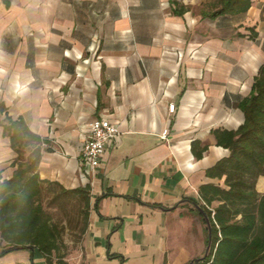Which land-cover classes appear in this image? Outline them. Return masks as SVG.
Instances as JSON below:
<instances>
[{"label":"crops","instance_id":"1","mask_svg":"<svg viewBox=\"0 0 264 264\" xmlns=\"http://www.w3.org/2000/svg\"><path fill=\"white\" fill-rule=\"evenodd\" d=\"M216 2L0 0V180L38 148L41 180L89 186L80 257L68 264H195L205 254L199 189L224 186L207 171L229 156L215 133L244 122L239 103L264 64V0L212 18ZM7 119L40 138L25 161ZM97 119L120 134L87 178L81 152ZM255 188L264 194V175ZM30 256L11 251L0 264ZM33 264H47L37 250Z\"/></svg>","mask_w":264,"mask_h":264},{"label":"trees","instance_id":"2","mask_svg":"<svg viewBox=\"0 0 264 264\" xmlns=\"http://www.w3.org/2000/svg\"><path fill=\"white\" fill-rule=\"evenodd\" d=\"M251 5L252 0H217L210 17L234 16L246 12ZM239 108L244 122L238 129L215 133L218 145L228 149L229 156L207 171L210 177L224 178V186L207 184L199 189L200 203L196 207L206 224L209 249L195 264H264V194L255 188L258 178L264 175V64ZM7 121L5 134L23 161L22 147L38 145L40 138L21 120ZM39 158L40 151L35 148L26 162H19L10 179L0 180V239L6 243L0 255L29 250L33 264L37 250L47 264H58L51 258L58 248L57 229L48 223L38 202L42 185L55 184L62 195L82 199L86 227L90 188L65 189L41 180L36 171Z\"/></svg>","mask_w":264,"mask_h":264},{"label":"rangeland","instance_id":"3","mask_svg":"<svg viewBox=\"0 0 264 264\" xmlns=\"http://www.w3.org/2000/svg\"><path fill=\"white\" fill-rule=\"evenodd\" d=\"M28 149L25 146L21 149L24 161L28 156ZM42 188L38 202L41 204L43 215L48 223L57 229L58 248L52 253L51 258L53 261H58V264L61 262L74 263L80 257L86 230L85 203L78 197L62 195L59 186L55 184L44 183Z\"/></svg>","mask_w":264,"mask_h":264},{"label":"built area","instance_id":"4","mask_svg":"<svg viewBox=\"0 0 264 264\" xmlns=\"http://www.w3.org/2000/svg\"><path fill=\"white\" fill-rule=\"evenodd\" d=\"M175 105L169 104L168 112L173 114ZM88 138L83 143L80 164L87 178L97 174L103 161V155L107 148L114 143L120 134L119 127L108 119H97L91 122L88 127ZM168 129L161 132V138L167 140Z\"/></svg>","mask_w":264,"mask_h":264},{"label":"water","instance_id":"5","mask_svg":"<svg viewBox=\"0 0 264 264\" xmlns=\"http://www.w3.org/2000/svg\"><path fill=\"white\" fill-rule=\"evenodd\" d=\"M208 249H209V245H208L207 248H206L205 255L207 254Z\"/></svg>","mask_w":264,"mask_h":264},{"label":"clouds","instance_id":"6","mask_svg":"<svg viewBox=\"0 0 264 264\" xmlns=\"http://www.w3.org/2000/svg\"><path fill=\"white\" fill-rule=\"evenodd\" d=\"M0 71H2V70H0Z\"/></svg>","mask_w":264,"mask_h":264}]
</instances>
